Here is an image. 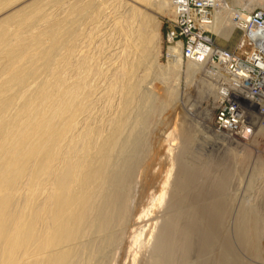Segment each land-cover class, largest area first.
Listing matches in <instances>:
<instances>
[{
	"label": "bare ground",
	"instance_id": "6f19581e",
	"mask_svg": "<svg viewBox=\"0 0 264 264\" xmlns=\"http://www.w3.org/2000/svg\"><path fill=\"white\" fill-rule=\"evenodd\" d=\"M143 1L144 0H142V2ZM169 1L170 4L166 5L165 8H160L159 13L164 14L167 12V10L170 9L172 10L173 14H175L174 21H176L179 15L178 7L174 5L173 0ZM232 1L233 0H215L213 3L212 11H209L207 13V16L204 17V19L208 21L199 23L201 31H206L207 33V36L203 38L209 43V45H211V47L214 48V53L216 47H218L219 49L230 50L226 47H222L216 44L210 33L212 32L214 34H217L220 38L229 41L232 32L226 29V26H228L229 23L227 24L228 20H226V18L224 17L225 15L221 13V10L227 11L228 8H231V5L228 2L231 3ZM251 3L253 2L251 1ZM65 5L67 6L68 4ZM94 5H92V3L89 1L84 4L74 3L70 5L71 10L69 8L68 17L64 16L63 19H60L62 21L61 25L65 22L70 23L71 25H74V23L77 25L76 21H81V19H83L84 17L87 18L86 16H89L90 14L93 16L94 13L98 14L99 12L96 13L93 11ZM107 5L108 4H106V6ZM101 7L103 9V6ZM95 9L97 11L98 7H95ZM246 11L248 12V14H243L242 16L240 13H237L235 11L234 16L236 17L238 15L239 17V20L235 22H238L237 26L239 30L240 27H242L243 30L240 31H244L242 32L243 34L240 41L241 44L243 41L245 42L247 40L251 43L253 47H256L259 50V53L256 56H251V70H257L260 75L262 74V77L260 78V81L257 82V84L264 85V11L260 10L262 13L258 16H255L257 11L251 12V31H248V34V24L246 25V21L250 17V11ZM92 12L94 13L92 14ZM64 13V15L67 14L66 12ZM230 13H232L231 10ZM116 14L117 13H115V15ZM256 18L261 19L262 23L260 24L257 20H255ZM88 20L89 19L87 18V21ZM30 22L31 21L21 20L12 26H8L6 23H3L1 24L0 28V56L3 55L4 57H6L7 60H5L6 64L0 75V133L2 137V140L0 142V264H116V262L118 264L119 260L117 261V259H120V257L118 256L120 254L119 251L121 250V248L123 249L124 247L123 244L125 241V232L126 228L131 226L130 223L136 225L140 223L137 226L138 228L142 226L143 229V224L141 225V221L145 223L146 219L144 220L143 218L147 215H149L150 217V215L154 212L149 210L151 206L158 205L159 203H162V201V205H164V203L166 204L164 200H166L167 195H169V183H171V191L168 202L172 204L170 205V207L174 206V202L177 201V195H179L177 187L179 185L184 187L193 186V183L196 180L194 170L190 165L182 167L181 165H184L186 163L182 164L183 162H181V167L177 176H175L171 181L173 169H170L166 180L164 181L163 185H161V189L157 192L154 189V192L156 193H154V195L152 193L153 196L150 199L151 202L150 200H147L148 202L152 203H149L150 208L147 207L148 202H146V208L141 210L139 216L137 218L133 216L131 203L133 197H135L134 194L136 188H138L137 185L139 184V182H141V163L143 162L142 160L144 158L143 154L144 151L149 147L148 144L145 145L146 140L144 139V134H146V137L148 133L147 131L151 128V124L148 121H145V123L150 124V126L149 124L147 126L143 125L145 126V128L147 127L148 130L144 129V133L137 131L140 130L138 124H140L139 122L142 121L143 116L142 118H140L141 116H139L140 121L137 120L139 121L137 122L138 124L135 121L137 115L142 114L141 112L143 111H141L140 114H137L136 116H134L133 114L134 117H131L132 120L133 118L135 119L134 122L135 124H137L138 129L136 125V129L127 128V133L129 134L125 135V122H128L127 125L131 123L125 118L126 116H128L126 115V111L130 107L132 98H134L132 96H136L137 94L134 93H138V90L136 91V86L131 81L132 77L131 79L130 76L128 77L130 80L128 78H125V75L128 72L125 74V71L123 70L122 76L119 75L121 74L120 72L118 73L119 77H121L118 79L122 80L125 76V84L131 83L132 85L126 84V86L123 83L125 85L124 86L122 84L124 86L123 88L122 85L120 86V83H117L119 84L121 90L122 88L124 89V94L121 95L119 93L120 96H123L124 98L123 100H121V104L116 101L118 105H120V108L118 107V105L117 107L119 108V111H116L117 108H114L117 112L116 115L115 111H112L115 114L114 117L110 116L111 114L109 115V112L112 108L108 107L107 104L109 103L106 102L104 105L110 108V111L107 115L109 116V118L104 115L107 117H104V119L103 114L105 113L103 112L102 114V112H99L101 108L96 111V106L94 111L102 114V118H100L99 120V116H97L96 114L94 115V107L92 108L94 103L89 102V99H91L90 97L94 94H97V90L94 91L95 93H92V91L94 89H97L99 85L97 86V88L95 87L94 89H91L93 84L90 87L88 84L91 80V77L90 80L86 78L88 82L87 86L86 81L84 78H82V76L79 78L77 77L78 80L76 79V82L73 81L72 85L69 84L71 86H67L68 88L66 90H64L66 88L65 84L68 85V83L64 82L68 81H62L60 78L59 82L62 81L65 88L62 90V92H60V101L57 100L56 104L53 106V112L55 114L53 118H51L49 115H45L46 113L44 114L43 112H41L42 109H39L40 107H38L36 110L33 109L31 111L30 106L32 104V107H34V102L36 100L41 101L43 105L47 103L46 106H48V102H51L48 101L53 97V94L50 92L49 89L50 81L44 80L42 84L33 91L32 94H28L29 96L25 98L24 102H22L23 98L21 99L23 107H21L20 112L13 117L11 115V123L14 121L17 126H21L25 129L24 132L18 133L17 128L16 130L14 129V124L11 125L9 119L4 116V113L8 107L12 106L13 104L15 105V102L19 100L20 97H17L18 92L12 93L10 91V94L7 91L11 90L13 87L16 89V85L24 86L26 83H28L30 79V81H32V78H35L40 72H42L43 69L45 72L48 70L52 71L54 68V64L53 61L49 59V54L51 50L60 49L63 46L61 37L58 38L57 36H55L52 33V29L50 28L46 29L44 32H29L27 34H24L23 30ZM157 23L158 22L153 20L152 23L149 24L148 30L144 28V30H138L139 33L136 31V34H138L139 37H137L139 41H137L138 43L136 44L133 43L132 47L137 53L138 59L137 61H135V63L132 64V68L134 67L135 69L136 66L143 65L148 54L152 51L153 43L159 35ZM121 31L124 32L125 30L123 28H120V32ZM80 34L77 35V37L80 36ZM63 48H66V44ZM81 50L83 51V49ZM182 54L187 60H189V67L191 70L197 71V69H199V66L205 63L211 65L210 69L206 71L210 74V77H213V80L216 81V85L218 86V91L216 95L218 99L216 101V105L219 104L218 101L221 98L227 97V95L228 97H233L236 100L235 102L239 103L240 108L239 110L237 109V113H241L242 116L247 119V127H252V131L251 128H247L246 126L242 131H237L232 128V126H229L228 128H219V126L216 124L215 118L214 129L208 125H205L206 129L212 133V139L216 140L222 138L228 139V141H230L229 136L224 133H229V135H232L233 137L238 139H248L255 134L257 129H264V104L260 103V105L263 107H258L259 105L257 104V101L252 98L255 96L252 89L251 91H245L243 89L234 88V83L231 80L235 78H233V76L229 74L222 62L217 63L212 60V54H209V56L206 57L204 60H200L196 58L195 55L187 56L185 54V47L182 41H177L175 44L170 46V60L177 61ZM85 55L87 54H84V60L88 59L89 57ZM90 58H92L93 60V57ZM85 61L87 62V60ZM85 61H83L84 65L81 64L82 62L79 65L85 66ZM75 64L77 65V63ZM86 65L89 66L87 63ZM82 66L79 68H82ZM83 68L82 69L85 70V67ZM119 69L120 68H118V70ZM122 69L126 70L127 68L125 69V67H123ZM134 69H129L130 71H128L132 73L131 70ZM89 70L91 71L93 69L90 68ZM89 70L87 72H90ZM115 70V72H118L117 68ZM136 70H138L137 67ZM94 71L96 72V70ZM97 72L95 73V76L101 74H98L100 71L98 73ZM104 73L105 72H103V74ZM85 75L88 74L85 73ZM114 75L117 76V73ZM92 76V78H94V74ZM115 79L117 78L115 77L113 81H115ZM128 80L130 82H127ZM227 80H230L232 85H228ZM113 81L112 83L110 82V87L108 86L107 88L106 86V88L109 90L108 92H110V90L112 89H115V85H117L115 84L116 82ZM119 81L117 80V82ZM120 82L122 83L123 80ZM28 86L29 85H27V87ZM117 87L118 85L115 89L116 93H118L117 90L119 89V87ZM103 89L104 95L109 94L107 92V89V94H105V88ZM5 92L6 94H4ZM25 92L26 91H24L23 93ZM101 94L100 95L103 96V92ZM106 97H108V95L105 96V98L103 99H106V101H108L109 98ZM121 97L119 98L121 99ZM111 98L110 100L112 103L113 99ZM93 99L95 100V98ZM98 101H101V99L94 101L96 105L97 103H99ZM134 101L133 103H135ZM113 102H115V100ZM38 103L39 102H37L36 104ZM98 105L101 104L99 103ZM169 105H167V107ZM133 107L134 106H132V108ZM157 108L159 107H156V109ZM131 109L130 111L128 110V112H131ZM148 109L150 110L151 108ZM146 111L148 112L147 109ZM17 112L18 108L17 111L14 112V114H16ZM130 115L128 118L131 119ZM56 117L57 119L55 121ZM174 127H176L175 124L173 125L172 129L175 132L176 130H174ZM153 128L156 129L157 127ZM128 129L131 131H129ZM248 129H250V131H248ZM151 131L155 132L156 130L152 129ZM151 131L149 130V134ZM171 131L169 133L165 132L167 134V137L165 139L170 141L166 142V140H163V142H166L164 146H166L167 153L165 152V155L169 153L170 157H168V160L170 159L171 166L173 167V165L176 164V148L174 149L173 147L175 144H172L173 146L171 145V143L175 142L171 141L175 140L174 138L178 136L174 137L173 134L175 133ZM154 132L151 133V136H153ZM158 132H155L154 137L158 136V134L160 133ZM162 134L164 135V133ZM162 134L161 136H163ZM187 136L189 137V134ZM158 137L160 139V136ZM164 137H162V139ZM33 138H40V140L38 143H33ZM153 138L150 139L154 140ZM162 139H160L161 142ZM254 140V143L259 140L256 135L254 137ZM258 142L260 143V141ZM158 143L160 145L159 141ZM167 143L168 145H166ZM150 147L152 148V146ZM150 150L148 152H150ZM154 150L156 149L151 150V152ZM157 151L154 152L157 153ZM155 153L153 154L155 155ZM36 154H40L38 160L32 159L35 158L33 156H36ZM151 154L152 153H148V157L146 160L147 162ZM155 156L153 159H155ZM150 158L152 159V157ZM145 165L143 166V168L145 167ZM25 175L27 177L24 183V179L22 181V178L25 177ZM196 175L198 177V174ZM20 180L23 182L24 185H22V187L26 190V192L24 193L25 195L23 194L24 197L22 196L21 192L22 187L19 185L20 183L22 184ZM8 181H10V183H8ZM215 181L213 183L216 184H212L213 188L209 187L210 189L208 188V191L212 193L214 190L215 195H217L216 193L220 191V194H222L225 190L224 186L227 182V176L224 175L217 182ZM139 185L141 186V183ZM137 191H139L138 193H140L139 188L137 189ZM152 191L149 190V192ZM18 194L22 196V199L20 201L21 203L17 200L20 199L18 198ZM199 194V198L201 196V201L209 199L204 198L207 193H202L200 191ZM217 196H219V194ZM136 197L138 199V196ZM145 197L144 201L147 198ZM16 200L20 203H18L20 206L17 205V208H15V203L17 202ZM216 200L217 199L213 200L212 205L200 204L196 210L194 209L192 212L190 211L189 214H186L185 217L187 219L185 218V224L183 227L178 229V227L174 225L175 227H177L178 230H174L175 227L173 226V221H170L168 227L164 226L160 230L156 231V225L154 224L155 227L153 225H150L153 223H151L153 219H151L150 221L148 220V217L147 223H149L150 221V226L147 227L146 225L148 224H145L147 229L145 227L144 228L146 230L142 231L140 234L138 233L137 237L132 235V238L134 236L133 239L131 238L132 240H134L132 244L135 243L136 247H133L134 249H132V246L134 245H132L131 242V247L127 245V243L125 244L127 248H124V251H126L125 249L128 250L130 248L128 253L126 254L125 262L130 260L131 264H177L181 260L182 264H253V262L250 263L251 261L248 262L240 256L239 253H241L242 251H238L239 248H237V246L238 244L241 245L245 251H249L250 254L253 255H257L260 253L262 247L259 244V237L263 232L261 228V219L264 217H261L262 215L258 213L256 207L242 208L237 214V222L233 223L235 226V235L231 236L228 234L229 232H223L224 228L226 227L225 223L227 222V218L229 217V215L231 217V209L229 210L230 205L227 203L230 202V199L225 198L221 199V201ZM141 201L144 202L143 200ZM139 203L141 202L135 204L139 205ZM143 205L144 204L142 203V206ZM158 207L160 208V206ZM162 207L164 208V206ZM162 207L161 209L163 210ZM155 209L156 208H154V210ZM174 209L172 208V210ZM149 211H151L152 213L149 214ZM136 225L135 229L137 228ZM131 228H128V231L134 229L133 227ZM156 228L158 229V225ZM146 252H150V255L151 253L157 255H151L150 257H148L146 256ZM125 253L123 251L121 252V254L124 256Z\"/></svg>",
	"mask_w": 264,
	"mask_h": 264
},
{
	"label": "rangeland",
	"instance_id": "374dc122",
	"mask_svg": "<svg viewBox=\"0 0 264 264\" xmlns=\"http://www.w3.org/2000/svg\"><path fill=\"white\" fill-rule=\"evenodd\" d=\"M71 1H72V3H71ZM88 1L91 2L92 5H94V4L96 5V6L95 5L93 6V11L96 13L99 12L100 14L99 13L95 14L94 12H92V14L94 13V16L91 14L90 15L87 14L89 16H86V17L89 20L87 21V18L84 17L83 19H81V21L83 23L80 20H78V22L76 21L77 25L75 23H74V25H71L70 23H67V22H65L64 24L61 25L62 21L60 19H63L64 16L68 17L69 8L71 10L70 5H72L74 3H78V4L83 3L84 4ZM251 1L253 3H251ZM228 3L231 5L232 9L228 8L227 11L221 10V13L223 15H225L224 17L226 18V20H228L227 24L228 23L229 24H228V26H226V29H228L229 31L232 32L231 38L229 39V41L224 40L223 38H220L217 34H214L212 32L210 33L211 36L213 37L215 43L218 44L219 46L226 47L230 50L237 51L239 53L244 52V50H250L251 49V56H254V54L257 55L259 53V50L256 47H253L252 45H251V48L248 46H246V48L241 47L240 41L242 38V32L239 30V28L237 26L238 22H235L238 19L234 16V14L236 11L237 13H240L242 16L243 14H248V12L246 11V10H248L251 12L257 11L256 15H261L262 12L260 10L264 11V0H258V1L257 0L256 1L255 0L254 1L253 0H233L231 2L232 4L230 2H228ZM65 4H68V5L66 6ZM106 4H108L110 7L108 5L106 6ZM169 4H170L169 0H144L143 2H142V0H93V1L92 0H87V1L86 0H84V1L83 0L82 1L81 0H0V28H1V24H3V23H6L8 26H12L21 20L22 21H31L24 28V30H23L24 34H27L29 32H42V31L44 32L46 29L50 28V29H52V33L55 36H57L58 38L61 37L62 42H63V46L60 49H53V50H51V52L49 54V59L51 61H53V64H54V68L52 71L48 70L45 72L43 69L42 72H40L35 78H32V81H30L31 80L30 79L28 81V83H26L24 86L16 85V87H17L16 89L13 87L11 90L7 91L8 93H10V91L12 93L18 92L17 97H20V99L18 98L19 100H17V101L15 100L16 104L15 105L13 104L12 106L8 107L4 113V116L9 119L10 123H11V120H10L11 115L13 117L20 112L21 107H23L22 102H24L25 98L27 96H29L28 94H32L33 91L38 86H40L44 80L50 81V83H49L50 88L49 89H50V92L53 94V97L51 99H49L48 101H51L50 102L51 104L48 102V106H46L47 103L43 105L41 103V101L36 100L34 102L35 103L34 107H32L33 106L32 104L30 107H31V111L33 109L36 110L38 107H40L39 109H42L41 112H43L44 114L46 113L45 115H49L51 118H53V116H55V114L53 112V110H54L53 106L56 104L57 100L60 101L59 100L61 98V96H59L60 92H62V90L65 87L66 88L64 90H66L69 86H71L73 84V81L76 82L78 80V78L81 76H82V78L85 79L86 84L88 83L87 79L90 80V77H91V80H90L91 82L88 80L89 81V83H88L89 87L92 86V84L94 86V87L92 86L91 89L92 88L94 89L95 87L97 88V86L99 85V87L97 89H94L92 91V93H95L94 91L97 90L96 91L97 94H94L95 96L93 95L90 97L93 100V102L91 99H89L90 100L89 102L94 103V105L92 106V108L94 107L93 108L94 115L96 114L97 116H99V120H100V118H102V114L104 112L105 114H103V118L104 117L109 118V116H107V115H108V112L110 111L109 110L110 108H112V109L117 108L118 110L116 109V111H119L120 105H118V103L122 102L121 100H123V98H124L123 96L121 97L120 94L121 95L124 94L123 88L126 84H128V83L125 84V82H126L125 78H128L130 76V79L132 77L131 81L135 84L136 91L138 90V93H136L134 91L135 92L134 94H137V95L135 96L133 94L134 96H132V97H134V98H132L131 103H130V107L128 106L129 108L126 111V115H128V116H126L125 118H126V120H128L132 124L129 123V125H127L128 122L127 121L125 122V125H124V127H126V128H124V131L126 129L125 135L129 134V133H127L128 132L127 128L136 129L135 125H136L137 129H138V126L140 128V130H137V131L144 133L143 132L144 129L145 130H148V129H147V127L145 128V126H143V125L147 126L150 123L151 124V126L149 124V126L151 127L149 129L150 131L152 129L156 130L155 132L159 131L160 133L158 132L159 133L158 136H160V139H162V137L165 136L161 142L158 136L154 137L155 136L154 131H153L154 132L153 136H151L152 135L151 133H153L152 131L150 132V134H149V130L147 131L148 133H147L146 137L148 140L145 137L146 134H144V139L146 140V143L144 140L145 145L148 144L149 147L152 146V148L148 147L146 149V146H145L146 150L144 151V154H143L144 158L142 160L143 162L141 163V171H142L141 172V179H140L141 182H139V184L141 183L142 187L139 184L137 185V187L140 190V193H138L139 192V191H137L138 188H136L135 194H134L135 197H133L132 203H131V209L133 211V216L135 218H137L139 216L141 210L146 208L145 205L147 204L146 202H148L147 200H150L152 198V196L154 195V193H156L158 190L161 189V185H163L164 181L166 180V177L168 176L170 169H173L172 170V176H171L172 179L170 178L171 181L173 180V178L175 176H177L181 166L183 167L186 165H190L194 170L196 180L193 183V186L184 187V186L179 185L177 187L178 194H179V195H177V201L178 202L177 201L174 202V204H173L174 206L170 207V205H172V204H170V202H168L169 196H170V191H171V183H169L170 184V187H168L169 188V190H168L169 195H167V197H166L167 199L165 198L166 200H164V202H166V204L164 203V205H162L163 201H162V203H159L162 206H164V208L158 204V205H152L151 206V208L152 207L156 208L155 210H154V208L151 209L149 207V205L152 204V203H150L151 202V200H150V202H148L147 207L150 208L149 210H151L152 212L154 211V212L152 213L151 211H149V214L152 213L153 215L151 214L150 217H149V215H147L143 218L144 220L146 219L145 223L143 221H141V225L143 224V229H142V226H140V225L139 226L141 228L140 227L138 228L137 225L140 223H138L137 225L130 223L131 226L129 225L130 227H127L126 232H125V241L127 239L128 240L126 242L124 241V244H123L124 247H123V249L121 248V250L119 251L120 254L118 256L120 257V259L119 258L117 259V261L119 260L118 264H124V263L131 264L130 260L125 262L126 261V254L128 253L130 248L128 250L125 249L126 251H124V248H127V246H125L126 243L129 246H130V242L132 244V242L134 241L132 239L134 238V236L137 237L138 233L140 234L142 231L146 230L147 227H149L150 225L154 226V224L156 225V227L158 225V229L154 226L156 231H158L161 228H163L164 226L168 227L169 226L168 224L170 221H173V226L176 225L178 227V229H180L185 224L186 214H189V212L190 211L192 212L194 209L196 210L200 204L212 205L214 199H217L220 201H221V199H225V198L230 199V202H227V203L230 205L229 210L231 209V213H230L231 217L229 215V217L227 218V222L225 223L226 227L224 228L223 232H229L228 234L231 236L235 235L234 234L235 226L233 223L237 222L236 221L237 214L240 212V210L242 208L256 207L258 213H260V215H262L261 217H264V185H263L264 184V129L263 128L257 129L255 134L248 139H238V138L233 137L232 135H229V133H224V134L229 136L230 141H228V139H222V138L216 139V140L212 139L213 137L211 138L212 133L206 129L205 125H208L214 129L216 108H217L216 101L218 99V97H216L217 91H218V89H217L218 86L216 85V81L213 80V77L211 76L212 77L211 78L210 74L207 73V71L210 69L211 65L206 64V63L202 64L199 66V69H197V71H195V70L190 69L189 60H187L183 54L180 56V58L177 61L170 60L169 48L172 45L169 44V42L167 40V35L174 28V15L175 14H173L172 10H170V9L167 10V12L164 14L159 13L160 8H165L166 5H169ZM249 5L252 8H250ZM101 6H103V9ZM95 7H98L97 11H96ZM248 7L250 10L248 9ZM101 9L105 12H103ZM229 9L232 11V13H230ZM64 12H66L67 14L64 15L65 14ZM108 12H111V13H108ZM115 13H117V14L115 15ZM99 17H101V18H99ZM153 20L158 22L157 28L159 29V35H158L157 39H155V42L153 43V46H152V51L148 54L146 60L144 61V64L141 66H136L138 69V70H136V67H135V69H134V67L132 68V66H133L132 64L135 63V61H137L138 56H137V53L135 52L134 48L132 47V44L133 43L136 44V43H138L137 41H139L138 34H136L137 32L139 33L138 30H142V29L144 30V28L146 30H148L149 24L152 23ZM119 21H121V22H119ZM79 22H80V24H79ZM66 23L68 24V26ZM86 24H87V26H86ZM79 25H80V27H79ZM90 27H92V28H90ZM232 27H234V28H232ZM120 28H123L125 31L120 32ZM94 31H95V33H94ZM112 31L114 32V34ZM91 32H93V33H91ZM97 32L98 33L100 32L99 36H98ZM78 33L79 34L81 33L80 34L81 37L80 36L77 37V35H79ZM105 33H108V34H105ZM125 33H126V35H125ZM94 38H96V39H94ZM90 43H91V46H90ZM65 44H66L67 49L63 48ZM123 46L125 47V49ZM105 48H107V49H105ZM81 49H83V51ZM94 49H95V51H94ZM80 53H82V54H80ZM88 53H89V55H88ZM84 54H87V55H85L87 57L89 56L88 59L90 57H93V60H92V58L89 59L90 61L88 59H85V60H87V62H86L84 60ZM95 59H97V60H95ZM5 60H6V57H4L3 55L0 56V75H1V73L4 69V66L6 64ZM82 60L85 61L89 66L93 65V64L95 66L93 65V66L89 67L86 65L85 62H84L85 66H82V65H84ZM92 61H93V63H92ZM75 63H77V65ZM80 63L82 65H79ZM106 63H108V64H106ZM81 66H82V68L85 67L86 71L83 70L84 68L83 69L79 68ZM121 67L122 68L125 67V69L126 68L127 69L124 70ZM77 68H79V69H77ZM90 68L93 70L90 71L89 70ZM116 68H117L118 72H115ZM118 68H120L121 71H120V69L118 70ZM129 69H134V70H131L132 71V73H131V72H129L130 71ZM72 70H73V72H72ZM77 70L80 72H78ZM88 70L91 73L87 72ZM94 70H96V72L100 71L99 73L98 72L97 73L98 74L101 73V74L100 75L97 74L98 76H95L96 72ZM122 70L125 71V74L127 72L128 73L126 75L124 74L126 77L123 75L125 78L123 77V79H122L123 82L121 83L120 81H122V80H120L118 78H121V77H119V75L122 76ZM84 72L88 75H85ZM92 72L94 74V78H92L93 77ZM103 72H105V73L103 74ZM119 72L121 74L118 75ZM116 73H117V76L114 75ZM78 75H80V76H78ZM71 77H73V78H71ZM115 77L117 79H115V81H113V79ZM60 78L62 81H64V80L68 81V82H64V83H68V85L65 84L66 86L64 87L63 82L62 81L59 82ZM92 79H93V81H92ZM117 80L118 81L120 80V81L117 82ZM129 80L127 82H130ZM112 81L116 82L115 84L120 83V86L123 83L125 85L124 84H123L124 86L122 85L123 88L121 90V88L119 87V84H117L119 89H120V90L119 89L117 90L118 93H116V90H115L117 85H115V89H112L115 92L112 90H110V92H108L109 90L107 88H108V86L110 87V84L112 83ZM69 84H71V85H69ZM88 84H87V86H88ZM27 85H29V86L27 87ZM128 85H132V84L129 83ZM25 86H26V88H25ZM106 86H107V88H106ZM89 87H87V88H89ZM102 87L105 88V94H107V92L109 93V94H107L108 97H106V98H109L108 101H106V99H103L107 95H104V91H103L104 89ZM106 89H107V92H106ZM24 91H26V92L23 93ZM101 91L103 92L104 97L101 96L102 95ZM20 92H22V93H20ZM110 93H111V95H110ZM4 94H6V92ZM113 94H114V96H113ZM115 94L117 97L115 96ZM97 95H98V97H97ZM119 97H121V99ZM22 98H23V100L21 102ZM93 98H95V100ZM110 98L113 99L112 103H111ZM116 98H118V99H116ZM100 99H101V101H98V102L101 105H98L99 103H97V105H96V103L94 101H97ZM134 99H135V101H134ZM114 100H115V102H113ZM133 101L135 103H133ZM165 101H167V102H165ZM37 102H39V103L36 104ZM105 102L112 104V105L107 104L108 107H110V108H108L107 106L104 105ZM131 104H132V106H134L133 108H135L136 110L132 108ZM169 104H171V105H169ZM113 105H114V107H113ZM117 105L119 108L117 107ZM167 105H169V106L167 107ZM156 107H159V108L156 109ZM17 108H18V112L16 114H14V112L17 111ZM43 108H45V109H43ZM95 108L97 109L96 111H98V109L101 108L102 111L100 110L99 112L100 113L102 112V114L94 111ZM105 108H106V110H105ZM131 108L133 109V111ZM139 108H140V110H139ZM148 108H151V109L149 110ZM161 108H164V109H161ZM112 109L109 112V115L111 114L110 116L114 117V115L117 112L115 111V109L114 110H112ZM130 109H131L132 113L128 112V110L130 111ZM146 109L148 110V112L146 111ZM151 110H153V111H151ZM163 110H165V111H163ZM31 111H29V112H31ZM112 111L113 112L115 111V114ZM141 111H143V112H141ZM140 112L142 114H140ZM145 113H147V114H145ZM130 114H132V115H130ZM133 114H134V116H136L137 114H140V115H137V118L135 117L136 121L134 118L132 120V117H134ZM104 115H106L107 117ZM129 115H130V117L132 116L131 119L128 118ZM139 116H141L140 118H142V116H143V118H144V119L142 118L143 123H142V121H140ZM56 119H57V117L55 118V121H56ZM164 119H165V121H164ZM137 120H139L140 122ZM134 121L136 123L139 122L140 124L141 123L142 124L140 125L137 123L138 124V126H137V124H135ZM145 121L146 122L148 121L149 123L147 124V123H145ZM130 124L132 127L130 126ZM174 124L176 125V127H174V130H176L177 132L176 131L174 132L172 130ZM11 125L14 126L15 130L17 128L18 133L25 131V129L23 127L17 126L14 121L11 123ZM152 126L155 128L157 127V128L154 129ZM141 129H143V130H141ZM171 130L173 131V133H175V134H173L174 137L178 136V137L174 138L177 141V143L175 140L171 141V142H175V143L170 142L171 145L175 144L174 146L173 145L172 146L174 147V149L176 148L175 149L176 164H174L173 167L171 166L170 159L168 160V157H170L169 153L167 155H165L167 153V150H166V146H164L165 143L168 141L167 139H165L167 137V134L165 132L169 133ZM129 131H131V130H129ZM161 132L164 133V135ZM161 134L163 136H161ZM188 134H189V137L187 136ZM255 135H256V137H258V139H259L258 141H260V143L258 141L255 143L253 142V141H255L254 140ZM208 136L212 140L209 139ZM150 138H153L155 141L150 139ZM1 140H2V137H1V133H0V142H1ZM39 140H40V138H33L32 142L38 143ZM151 140H152V142H151ZM163 140H166V142L165 141L163 142ZM158 141L160 142V145H159ZM162 143H163V145H162ZM256 143L258 146L256 145ZM157 144H158V146H157ZM166 145H168V143ZM155 146H157L158 148ZM150 149L151 150L156 149V150H154L155 152L157 150H159L161 152V154L159 151H157V153H155L154 151L151 152ZM149 150H150V152H148ZM148 153L149 154L155 153V155H157V156H155L153 154L155 156V159H153L154 156L152 154L149 156V158L152 157V159L150 158L151 162L149 161V158H148V162H150V163H148L146 161L147 157H148ZM158 154H159V156H158ZM0 155H1V145H0ZM33 157H35V158H32V159L38 160V158L40 157V154H36V156H33ZM144 159H145V161H144ZM181 162H183L182 164H184V163H186V164L181 165ZM167 164H168V166H167ZM144 165H145V167L143 168ZM195 171H197V172H195ZM159 172L161 175L159 174ZM163 174H165V175H163ZM196 174H198V177ZM224 175L227 176V182L225 183V186H224L225 190L223 191V193L220 194V191H218V193H216V194L217 195L219 194V196H217L214 194V190L212 193L209 192L208 188L209 187L213 188V185L216 184L213 182L215 180L218 181ZM147 176H148V178H147ZM153 176H155V177H153ZM26 177L27 176L25 175V177L22 178V181L24 179V181H23L24 183L26 181ZM20 181H19V183H20ZM152 181H153V183H152ZM217 181H215V182H217ZM23 182H22V184L21 183L19 184L21 187L23 185ZM8 183H10V181H8ZM145 185H147V186H145ZM149 186H151V187H149ZM23 189L25 190V188L22 187L21 192H22V196L24 197V195H25L24 193L26 192V190L24 191ZM154 189L156 192H154ZM149 190L150 191L153 190V191L149 192ZM200 191L202 193H207L204 198H209V199H205L204 201H201V199H200L201 196L199 198ZM147 193L150 195H148ZM152 193H153V195H152ZM145 194H146L147 198L145 197ZM207 195H208V197H207ZM22 196L18 194V198H20V199H17V200L19 202L21 201ZM136 196H138V199ZM144 197L146 198L145 201H144ZM204 198H202V199H204ZM139 199L143 200L144 202H142ZM137 200H138V202H141V203H139V205H136V204H138ZM18 201L15 203V208H17V205L20 206L19 204L21 202L19 203ZM133 202H135L136 204ZM142 203L144 204L143 206H142ZM167 204H169V205H167ZM158 206H160V208ZM161 207L163 208V210L161 209ZM172 208L173 209L175 208V209L172 210ZM159 210L160 211L162 210L161 213ZM158 211H159V213H158ZM234 215H235V217H234ZM148 217H149L148 220H150V221H151V219H153L151 221V223L152 222L153 223L150 225H149L150 221H149V223H147ZM170 218H171V220H170ZM174 219L176 222L174 221ZM145 224H148V225H146L147 227L145 226ZM135 225L138 229L137 228L135 229ZM229 225H230V227H229ZM131 227H133L134 229L128 231V228L130 229ZM177 227H175L174 230H178ZM261 228H262L263 232L261 233V235L259 237V244L262 247V249H261L259 254H257V255L250 254V252L245 251L241 245L238 244L239 247L237 246V248H239L238 251H242L241 253H239L240 256L248 262L251 261L250 263L253 262V264L254 263L264 264V218L261 219ZM226 229H227V231H226ZM131 233H133V234H131ZM132 235H134L133 238H132ZM129 238H130V241H129ZM142 238H143V236H142ZM132 245H134V246H132V249H134L133 247H136L135 246L136 244L133 243ZM241 249H243V250H241ZM122 251L124 253L126 252L125 256L121 254ZM147 253L148 252H146V256H148V257H150L151 255H153V256L157 255V254L154 255V253L153 254L151 253V255H150L149 254L150 252L148 254ZM124 257H125V259H124ZM180 263H181V260L177 264H180ZM116 264H117V262H116Z\"/></svg>",
	"mask_w": 264,
	"mask_h": 264
},
{
	"label": "built area",
	"instance_id": "2783aa9c",
	"mask_svg": "<svg viewBox=\"0 0 264 264\" xmlns=\"http://www.w3.org/2000/svg\"><path fill=\"white\" fill-rule=\"evenodd\" d=\"M214 1L215 0H173L174 5L178 7L179 15L177 20L174 21V28L167 35V40L170 45L175 44L177 41H182L187 56L195 55L196 58L204 60L209 54H212V60L217 63L222 62L229 74L237 79H230L234 83V88L243 89L245 91H251L252 89L255 95L252 98L257 101L258 107H263L260 103L264 104V85L257 84L262 74L260 75L257 70H251V49L239 53L237 51L219 49L216 47L214 53V48L203 38L207 36V33L206 31H201L199 23L208 21L205 20L204 17L207 16L209 11H212ZM255 16L258 15L255 14ZM236 18L239 20L238 15ZM255 20L260 24L262 23L261 19L256 18ZM246 25L248 26V34V31H251V11ZM240 30H243V28L240 27ZM246 46L251 48V43L247 40L245 42L243 41L241 44V47L246 48ZM254 56L256 55L254 54ZM230 80H227L228 85L231 84ZM235 101L233 97H228V95L218 101L219 104L216 108L215 118L219 128H228L232 126L235 130L242 131L247 125V119L243 117L241 113H237V109L239 110L240 107L239 103ZM247 128H251L252 131V127ZM248 131H250V129H248Z\"/></svg>",
	"mask_w": 264,
	"mask_h": 264
}]
</instances>
